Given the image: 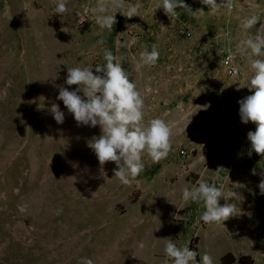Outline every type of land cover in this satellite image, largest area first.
I'll list each match as a JSON object with an SVG mask.
<instances>
[{"label":"rangeland","instance_id":"1","mask_svg":"<svg viewBox=\"0 0 264 264\" xmlns=\"http://www.w3.org/2000/svg\"><path fill=\"white\" fill-rule=\"evenodd\" d=\"M124 2L125 11L141 5L143 17L117 12L109 31L94 22L98 0H69L63 18L59 0H0V264H164L166 238L201 263L206 251L214 264H228V252L264 264V156L246 169L256 125L242 122L238 103L254 94L247 87L254 73L237 52L245 35L264 29V0L231 7L217 0L215 15L201 0H183L192 12L178 8L174 21L156 9L161 0ZM252 15L258 22L245 32L241 22ZM153 44L156 65L136 71L139 52ZM105 50L141 92L145 123L174 125L168 158L153 163L145 152L144 171L127 186L114 177V162L102 173L88 147L100 127L78 126L57 99L61 86L78 87L65 83L68 67L97 74ZM198 180L236 193L219 203L239 213L223 224L197 223L203 202L185 203L181 193Z\"/></svg>","mask_w":264,"mask_h":264},{"label":"clouds","instance_id":"2","mask_svg":"<svg viewBox=\"0 0 264 264\" xmlns=\"http://www.w3.org/2000/svg\"><path fill=\"white\" fill-rule=\"evenodd\" d=\"M201 3L208 6L213 15L220 7L217 0H201ZM161 7L172 21L178 19V8L192 12L191 7L183 0H161L156 9ZM140 8L139 4L127 5V11H125L124 0H110V2L98 0L92 12L94 22L99 24L101 29L111 31L117 23V12L129 19L133 16L143 17L140 14ZM69 12H71L69 0H59L55 13L63 18L64 14ZM257 22L256 15L246 17L241 22V28L247 32ZM62 30L68 32L66 28ZM116 42L119 46V35ZM103 43L104 41H100V44ZM237 52L246 59L249 69L254 73L247 86L249 90H255L254 94L238 102L241 120L245 124L251 121L256 125L254 132H248V139L251 142V148L257 154L264 156V60L259 58L264 56V29H258L254 36L245 35L237 44ZM159 55L156 44L152 45L151 51L147 49L140 51L135 70L139 72L144 67L155 66ZM104 59L106 64L95 68L97 74H94L89 67H68L65 83L68 86L78 87L70 91L67 87L61 86L57 99L63 101L78 126L100 127L101 134L93 137L88 142V147L94 151L101 172L103 173L106 163L114 162L118 169L113 170L114 177L127 186L144 171L143 154L145 152L153 163H160L168 158L172 152L174 125L160 118H153L145 123L144 98L136 84L130 81L120 58L111 51L105 50ZM80 93H83V96ZM50 112L58 124L64 123L65 114L58 104H53ZM136 182L139 183V181ZM259 188L261 194H264V180L260 182ZM235 196L236 193L233 191L226 194L223 186L217 187L215 181L209 184L203 180H198L191 188L185 186L181 193V199L185 203L203 202L204 211L198 217L197 223L203 221L205 224H223L230 217L236 216L239 213L236 204L225 203L221 206L219 203L221 198L227 200ZM163 240L166 241L164 264H169V261L171 264H195L197 253L190 250L189 246L181 248L173 243L171 238ZM139 246L143 247V244ZM201 259L202 264H214L213 257L206 251ZM81 264H93V261L84 258Z\"/></svg>","mask_w":264,"mask_h":264},{"label":"trees","instance_id":"3","mask_svg":"<svg viewBox=\"0 0 264 264\" xmlns=\"http://www.w3.org/2000/svg\"><path fill=\"white\" fill-rule=\"evenodd\" d=\"M260 155L257 154L256 152L254 153L253 156L248 157L245 162H248L249 165L246 167V169L251 168L255 162L259 159ZM237 261L239 264H249L251 263L250 255H240L236 257L232 253L228 252L222 256V262L223 263H228L231 264L233 262ZM195 264H202L198 257L196 256V261Z\"/></svg>","mask_w":264,"mask_h":264},{"label":"built area","instance_id":"4","mask_svg":"<svg viewBox=\"0 0 264 264\" xmlns=\"http://www.w3.org/2000/svg\"><path fill=\"white\" fill-rule=\"evenodd\" d=\"M218 2L222 5V6H227V7H231L234 4V0H218ZM228 59L234 58L233 54H229L227 56Z\"/></svg>","mask_w":264,"mask_h":264},{"label":"crops","instance_id":"5","mask_svg":"<svg viewBox=\"0 0 264 264\" xmlns=\"http://www.w3.org/2000/svg\"><path fill=\"white\" fill-rule=\"evenodd\" d=\"M191 1H196V0H191ZM198 1V0H197Z\"/></svg>","mask_w":264,"mask_h":264}]
</instances>
